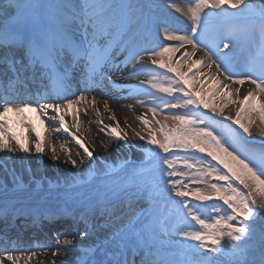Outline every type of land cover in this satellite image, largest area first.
<instances>
[{
    "label": "snow or ice",
    "instance_id": "6c2138e0",
    "mask_svg": "<svg viewBox=\"0 0 264 264\" xmlns=\"http://www.w3.org/2000/svg\"><path fill=\"white\" fill-rule=\"evenodd\" d=\"M171 7L188 17L191 23L187 28L180 29L167 19L157 21V30L162 31L165 38L163 47L156 44L141 45L135 41L127 43L123 38L117 47L124 44L129 53L126 60L132 65L130 75L148 77L146 81L138 82L135 88L144 89L143 94L149 97L147 104L153 117L165 114L164 119H171L175 128L165 130V125L155 119V124L160 125L159 129L149 127L148 135L141 137L150 147L146 150L143 167L138 175L147 174V178L140 181L133 192L124 188L108 189L96 208L91 209L93 215L98 211L106 218L109 235L102 244L82 249L79 264H129L125 255L132 250H139L143 254L142 264H189L162 245L158 247L149 241V234L168 233L169 213L165 210L173 202L181 205L182 214L175 224V234L185 241L198 242L193 246L194 253L202 259L197 260L196 264H264V237L258 259L255 250L247 244L255 231L254 222L264 215V150L259 155L241 158L228 139L215 134L211 125L201 119L200 106L210 107L201 95L203 89L200 92L189 90L192 85L187 79L188 73L179 71L180 61L176 62L177 67L172 66V54L185 45L190 46L191 51H185L183 59H190L198 50L202 51L203 55L194 60L193 65L203 64L208 68L214 66L215 72L223 76V82L219 77L213 79L220 87L229 89L223 94L225 101L219 106L220 114L223 116L229 105L234 107V122L249 138L246 142L259 139V143L264 145V0H260L258 6L261 42L255 51L250 49L242 71L236 70L235 52L249 40L250 33L245 22L251 19L257 6L251 4L250 0H188L186 8H180L175 2ZM229 7L235 11L229 12ZM134 8L139 6L127 3L126 0H60L56 4H42L40 0H0V50H3L0 64L7 65V72L13 73L6 84L0 85L3 93L0 95V151L11 153L17 148L22 152L30 151L28 138H22L12 130L9 113H16L30 124L36 136L34 146L37 154H43L46 145L40 131L23 116L26 112L38 110L40 115L48 117L51 110L53 115L49 123L55 121L59 124V127L52 129L54 132H60L61 129L64 132L70 131L65 119L68 109H72L77 132L81 125L82 111L87 115L91 108L99 114L96 97L89 99L86 93L95 91L92 85L98 81L107 79L115 83L105 73L114 56L109 41L115 33L123 32L127 35L139 23L134 18ZM41 9L58 10V15L45 17ZM181 32L184 34H178ZM165 53L169 54L167 59H164ZM61 61L83 62L88 69L85 86L75 98H66L69 85L67 73L60 67ZM161 70H166L163 78H160ZM168 73L174 76L169 77ZM29 74L34 79L46 78L50 94L63 99V102L34 104L20 99L18 103L19 98L12 97L13 81H26ZM245 82L254 87L242 93L241 87L235 85L242 86ZM148 88L156 91H148ZM160 93L165 96L160 97ZM135 94L141 93H129ZM167 97L175 102L169 101ZM104 106L107 109V101ZM175 109L183 110L182 114H173L171 117L166 115ZM216 110L213 108L214 112ZM257 117L259 124L256 123ZM111 118L115 126L103 125L101 120L99 123L103 127L100 131L130 143L127 132L120 128L114 114ZM226 119L233 120V116L229 114ZM139 120L146 127L150 124L147 113L140 115ZM77 132H71V135L82 149L83 156L89 160L86 164L81 153H76L80 157L79 165L83 166L80 176L87 174L92 177L95 174L91 163L94 149H90ZM157 132L163 135L158 138ZM135 135L139 137L141 133L136 132ZM47 147L51 149L52 159H59L56 145L49 143ZM173 148L206 153L211 160L201 158L193 162L195 156L189 157L184 164L190 171L177 173L175 161L161 155H172L170 150ZM60 149L76 167L78 161L73 159L71 150L64 144L60 145ZM211 161L218 162L223 168L214 166ZM177 176L189 177L188 183L174 178ZM213 176L216 178L214 183L208 179ZM88 182L74 179L73 185ZM193 183L196 186L189 187ZM14 185V191L25 190L18 177ZM165 191L167 196L163 194ZM214 198L227 205L230 211L225 210V214L221 215L219 208L210 207L208 202ZM136 199L146 201L140 211L132 207L131 201ZM125 201L129 202L128 211H123ZM0 214L6 216L7 208L0 209ZM81 218L85 219L83 216ZM63 235V232L55 234L56 248L51 253V264H57L55 258L61 253V245L64 246V254L70 250L69 246L75 247V238L61 239ZM79 235L83 239L89 233L85 229ZM4 256L12 264H17L21 259L7 251ZM37 256L38 253L29 251L27 260ZM0 264H5L3 257H0ZM38 264L44 262L38 261Z\"/></svg>",
    "mask_w": 264,
    "mask_h": 264
},
{
    "label": "rangeland",
    "instance_id": "374dc122",
    "mask_svg": "<svg viewBox=\"0 0 264 264\" xmlns=\"http://www.w3.org/2000/svg\"><path fill=\"white\" fill-rule=\"evenodd\" d=\"M42 4H56L60 3V0H40ZM127 3H130L134 6H139V8H134V18L139 20L137 25L140 26V30L136 32L131 37V41H139V44H156L159 47L164 46V35L162 31L157 30L156 24L157 21L162 19H167L173 23L177 28L185 29L188 24L191 23L190 19L187 17L185 21L181 15L175 13V9L171 7L173 2L177 3L181 8H186L188 0H126ZM250 3L257 6L256 11L252 14L250 20L245 22V25L250 33V37L247 43L243 44L235 52L237 59V71H242L245 68V62L247 57L250 54V49L255 51L260 42H261V33H260V16H259V4L260 0H250ZM229 12H234L235 10L229 7ZM41 14L45 17L49 15H55V10L53 9H41ZM218 11V10H216ZM142 13V14H141ZM134 27H136L134 25ZM129 32V31H128ZM127 32V33H128ZM123 37L124 33H119ZM178 34H184L183 32ZM185 45L183 48H185ZM180 48L177 52L172 54V66L177 67V61L179 63V71L188 73L187 79L192 85V88L189 90H195L200 92L201 88L203 89L201 95L204 97L205 101L210 105L209 108H204L203 105L200 106L199 115L202 120H204L208 125H211L214 129L215 134L221 136L222 138L228 139L233 148L236 150V153L244 158V156H256L259 155L262 150H264V145H261L259 141L256 142H246L249 141V138L242 133V130L239 129V125L235 124V120H227L219 112V106L224 103L225 97L224 93L226 90L210 78H202L201 76V66L193 65V61L190 59H183L182 54L184 53ZM159 50V48H157ZM167 53L164 54V59L168 58ZM147 59V57H145ZM166 70H161L160 78H163V73ZM169 77L174 76L172 73H168ZM147 77V76H146ZM148 79V77H147ZM178 79V78H177ZM219 88V91L217 89ZM152 91H156L152 89ZM216 93L213 96V93ZM90 93V92H88ZM87 93V94H88ZM80 94V93H79ZM160 97H164L165 94L160 93ZM176 95H180L177 93ZM78 96V95H77ZM171 101V97H167ZM175 102V101H171ZM149 105H146V110H143L142 114L147 113V119H149L150 124L148 127L144 126L139 118L133 117L131 123H127L124 131L127 132L128 139L130 143L123 142L121 140L115 139L109 135H105L104 132H101L102 137L109 139L108 142L113 148V153L102 156V161L104 164L110 166V170H107L103 173L94 174L92 177L86 176L85 180L89 182L87 184L73 185L69 180L56 181L52 185H33L28 184L24 185V191H14V186H8L0 188V203L6 205H11V203L24 204L33 209L41 207L39 205H44L48 208L52 207H64L66 209L75 208V209H88L93 205L97 204L103 199L104 193L108 189H119V188H128L130 192L136 191V185L147 178L145 176L138 175L140 169L143 167L142 162L145 159L146 150L150 147L146 140L141 139V137H146L148 135L149 127L153 130H158L160 125L155 124V119H159L161 123L165 125V130H171L175 128V124L171 119L165 120V114H157L154 118L152 113L149 111ZM213 108L217 110L214 112ZM183 110L175 109L170 112H167L166 115L171 117L173 114H182ZM246 122V117H245ZM256 123L259 124V118H256ZM140 132L141 136H136L135 133ZM158 138L162 136V133L157 132ZM243 136V139L241 138ZM232 150V149H230ZM137 151L142 155L143 159H134L133 152ZM172 155L161 153V155L166 156L168 159H173L175 161V169L177 173L180 172H189L190 170L186 168L184 161L189 157L195 156L193 162L199 161L201 158L206 160H211V157H207L206 153H199L196 150H185L182 148H173L170 150ZM83 154L82 149L77 150ZM76 152V153H77ZM85 160L88 161L86 156H83ZM214 166L223 168V165H219L216 161H211ZM107 168V167H106ZM194 171V170H192ZM226 172V169L224 170ZM107 173V174H105ZM176 179H182L185 184L188 183L189 177H174ZM210 182H216L215 176L208 178ZM238 183V182H236ZM196 184L193 183L189 187H195ZM163 187V185H161ZM7 188V191H5ZM242 188V186H241ZM243 190V189H242ZM93 191V192H92ZM165 196L168 195L167 191L163 193ZM179 199V198H176ZM146 201L144 200H133L131 201L132 207L136 211L141 210V206L144 205ZM210 207H217L220 209V214L224 215L225 210H227V205H224L222 201L214 198L212 201H209ZM181 205L173 202L169 209L165 211L169 213V223H168V233L161 235L159 232L155 235L149 234V241L156 243V245L163 246L168 251L174 253L181 261L187 260L189 264H196V261L202 259L194 253V245L198 242L195 241H185L183 237H180L175 234V224L181 218ZM129 205L123 211H128ZM119 211V210H117ZM230 211V210H227ZM122 214V212H120ZM60 226V225H59ZM198 228L199 226L196 225ZM255 231L248 241H255L258 237H264V215H261L254 222ZM61 229V227H60ZM103 229L108 232L109 229L106 227V219L98 222V224L88 228L87 231L89 235L94 234L95 232H100ZM82 232V231H81ZM80 233L74 234L73 236L66 237L68 239H74L75 241H81ZM88 235V236H89ZM108 235L104 238L102 237V244ZM63 239V238H62ZM84 239V238H83ZM33 242V240H32ZM258 246L255 248V255L259 258V250L262 246V241H257ZM95 247V246H93ZM91 247V248H93ZM140 252L139 250H133ZM224 259H227L226 257Z\"/></svg>",
    "mask_w": 264,
    "mask_h": 264
},
{
    "label": "bare ground",
    "instance_id": "6f19581e",
    "mask_svg": "<svg viewBox=\"0 0 264 264\" xmlns=\"http://www.w3.org/2000/svg\"><path fill=\"white\" fill-rule=\"evenodd\" d=\"M174 11L176 14L181 15V17H183L185 21L187 20V17L184 16L181 12L177 11L176 9ZM134 31L135 29L133 28L131 32L134 33ZM128 35H125L124 37L127 36L128 38ZM120 41V35H118L117 33H115L112 39L109 41L111 50L114 52V56L105 69V73L110 76L111 80L115 83H110L107 79H104L92 85L95 88V91L86 94L88 95L89 99H91L93 96L96 97L99 114H96L91 108H89L87 115H85L82 111L80 113L81 125L78 132L74 127L75 121L72 116V109H68L67 114L65 115L66 122L68 123L70 128L69 132H64L63 129H61L60 132L52 131V129L59 127V124L55 121L49 123V118L53 115L51 110H49L48 117L40 115L38 110L26 112L25 114H23V116L26 117L27 120L32 124H34L36 129L40 131L41 139L46 145L44 153L37 154L34 146L36 136L35 132L31 130L30 124L24 122L21 116H18L16 113H9V120L12 122V130L22 138H28L27 143L29 144L30 151L22 152L19 150V148H17L15 152L11 153L7 151H0V188L8 186V184L10 185V187L15 186L14 181L17 177L19 178V181L25 186L28 184H43L45 186L52 185L59 180H69L70 183H73L74 179L85 180L87 174H85L84 176H80V169L83 166L79 165L80 157H77L76 155L77 150H79L80 148L76 145L71 132H77V135L81 136V138L86 142V145L90 149H94V159L91 161V163L94 166L95 174L110 170L109 163L104 164L102 161V156L105 155L106 157L108 152L109 154L113 153V148L108 142L109 139L102 137V131H100V129L103 126L99 123V121L102 120L103 125L115 126V121L111 118L114 114L116 120L119 121L120 128L124 130L127 123H131L134 119L130 116L139 118V116L142 115L143 110H146V105L149 99L147 95L143 94L144 89L135 88L138 82L146 81L147 77L145 75L132 76L129 74L132 67L131 63H127L126 60L129 53L125 50L124 44H121L119 47H117V44H119ZM125 41L127 42V39ZM182 51H191V47L187 45L185 48H183ZM2 54L3 53L0 52V55ZM16 55H20V53H16ZM202 55V51L198 50L196 54L191 57V61L200 59ZM63 63L64 61H61V64ZM1 65L4 66H1V68H7V65ZM77 65L81 68L80 78L82 81H85L88 69L83 62H77ZM199 65L202 68V78H210L215 82L213 77H219L221 82H223V76L215 72L214 66L212 68H208L203 64ZM2 74L3 73L0 72V84L5 80V74ZM44 81L45 78L36 77L34 79L32 75L29 74L28 79L26 81H23L22 85L18 83L15 85L16 91H20V93L26 94H19L17 98H25L31 100L32 102H35L34 104L39 103L38 100L45 101L44 103H62L63 99H57L50 94V87H46L48 91H39L34 89V87L37 88L34 84H37L39 82V84L41 85ZM235 87H241V91L242 93H244L254 86H251L248 84V82H245L244 85H235ZM224 89L226 90V92L229 91V89L227 88ZM147 90L152 91V89L150 88H148ZM130 91L134 93L139 92L141 94L129 95ZM0 94L3 93L1 92ZM75 94H78V92L68 93L66 98H69L71 96H73L72 98H75L77 96ZM105 101H107V109L104 106ZM140 101H144L145 103L141 104ZM235 112L236 109L229 105V108L225 109L223 117L226 118L227 115L231 114L233 116V120H235ZM257 140L259 141V139ZM49 143H53L56 145V155L59 157V159H52L51 149L47 147ZM61 144H64L66 148L71 150L73 159H77L78 164L76 167H74L71 162L68 161L66 153L60 149ZM141 156L142 155H140L139 152H133L134 159H143ZM81 157H83L82 153ZM84 161L86 164L89 163V160L87 161L84 159ZM36 181H40V183L37 184ZM126 190L129 191L128 188H126ZM128 205L129 202L125 201V203L123 204V209H126ZM39 206L41 207H38L40 209L38 211V214H45L46 212L52 211V209L44 205ZM3 208H5L4 203H0V209ZM33 210V208L25 206L24 204L11 203V205L7 207L8 214L6 216L4 214H0V257L4 258L5 264H12V262L8 261L4 256L5 251L10 252L14 256L21 257L17 264H38V261H43L44 264H51V253L56 248L55 240H48V243L46 242L47 244H45L46 247L41 248L40 242L42 241V239L39 238L40 234L37 235L33 233V236L36 239V243L38 244H36L35 246L34 244H29L30 248L28 249L13 248V246L18 245H28V238L25 237V234L23 232L14 233L11 230L17 223L18 232L21 231L19 230V228H22V230H27L28 228L30 229V227L36 222L35 220H38L36 214L33 213ZM72 212V215L75 217V220H73L74 225L79 224V219H81L82 216L90 219L93 216L99 214V212L97 211L95 215H93L91 214L93 213L91 209L87 210L82 208L77 212ZM40 216H42L40 218L45 223L44 225H46L48 221L43 217L44 215ZM46 217L49 220L58 218L57 216H51L48 214L46 215ZM65 217L66 216L64 215V219ZM102 217L104 218V216ZM8 219H10V221H7ZM74 225L71 227V229L74 228ZM44 227H41V229H44ZM105 230L106 229H103L100 232H95L94 234L85 237L81 241H75V247L69 246L70 250L67 252V254H64V246L61 245V253L55 258L57 264H79L81 250L84 248H91L101 243L102 237L105 238L108 235V232ZM37 231L38 229L35 232ZM77 231L78 230H76V232ZM6 245H9L10 247L5 248ZM33 247L36 250L33 249ZM29 251L38 253V256L30 261L27 260ZM142 255L143 254L141 252L132 254L128 252L125 255V259L129 261V264H142V259L139 262L131 260L136 259L137 257L142 258Z\"/></svg>",
    "mask_w": 264,
    "mask_h": 264
},
{
    "label": "trees",
    "instance_id": "16d2710c",
    "mask_svg": "<svg viewBox=\"0 0 264 264\" xmlns=\"http://www.w3.org/2000/svg\"><path fill=\"white\" fill-rule=\"evenodd\" d=\"M257 241H262V237H258V239H256L255 241H247V244L250 248L254 249L258 246ZM256 251V250H255ZM257 258V257H256ZM258 259V258H257Z\"/></svg>",
    "mask_w": 264,
    "mask_h": 264
}]
</instances>
